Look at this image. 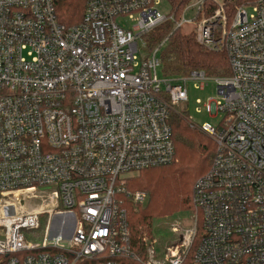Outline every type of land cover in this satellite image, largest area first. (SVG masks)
I'll list each match as a JSON object with an SVG mask.
<instances>
[{
  "label": "built area",
  "instance_id": "2783aa9c",
  "mask_svg": "<svg viewBox=\"0 0 264 264\" xmlns=\"http://www.w3.org/2000/svg\"><path fill=\"white\" fill-rule=\"evenodd\" d=\"M192 1L176 19L158 0H86L84 21L64 28L53 0H0V256L36 252L6 264H264V0ZM166 23L193 25L231 76L160 78L170 36L145 39ZM190 82L215 84L205 108L223 122L199 127L216 156L192 226L171 224L177 240L158 259L157 240L134 248L122 198L147 194L125 177L175 161L170 119Z\"/></svg>",
  "mask_w": 264,
  "mask_h": 264
},
{
  "label": "trees",
  "instance_id": "16d2710c",
  "mask_svg": "<svg viewBox=\"0 0 264 264\" xmlns=\"http://www.w3.org/2000/svg\"><path fill=\"white\" fill-rule=\"evenodd\" d=\"M167 1L171 7V14L176 19L181 17L191 2V0ZM257 1L234 0L232 5L255 4ZM53 3L57 21L62 27L70 28L84 21L86 0H53ZM173 28L172 23H166L150 35V47L152 48L170 36L168 45L161 53V71L165 76L186 77L194 71H204L210 77L231 76L229 58L226 52H209L197 43L195 32L185 35L181 30H174ZM170 123L179 163L144 170L140 176L128 180L126 188L130 192L140 191L147 194L148 203L146 207L135 204L130 199L122 198V208L127 212L133 245L138 240H142L143 231L148 228L151 229L156 220L169 215L173 216L182 211L194 214L195 184L200 177L210 171L216 156L217 147L214 141H209L202 133L187 125L183 118L173 114ZM203 142H205L204 146ZM199 145H202L199 152L202 154L195 162L191 163V155L198 153L197 146ZM170 200L179 202L184 209L173 208V203L170 205ZM44 251L53 252V250L39 252ZM35 253L27 252L9 255L8 257L0 256V264H6L11 257H24ZM79 264H93V262H79Z\"/></svg>",
  "mask_w": 264,
  "mask_h": 264
},
{
  "label": "rangeland",
  "instance_id": "374dc122",
  "mask_svg": "<svg viewBox=\"0 0 264 264\" xmlns=\"http://www.w3.org/2000/svg\"><path fill=\"white\" fill-rule=\"evenodd\" d=\"M196 0H193L192 3H194ZM243 4V3H241ZM158 12L163 16H169L171 13V7L167 0H158V4L156 6ZM251 11V8L249 9ZM196 9H188L186 10L184 17L188 20H193L195 16ZM182 33L185 35L192 34L193 32V25H186L182 28ZM145 41L150 46V38H146ZM140 46L142 47V43H140ZM142 51L144 53L148 52V48H142ZM162 72L159 73V77H162ZM188 90H189V101L181 103L178 107L175 108L172 115H177L180 118H183L185 123L187 125L191 126L189 120L192 121L197 127L195 130L202 133L209 141L213 142V138L209 136L208 134L204 133L199 127H201L203 124L207 123L210 124L212 127L218 129L222 122H223V115H218L217 117H212L209 112L206 111L205 105L210 100H215L217 98V91L216 86L213 82L209 83L208 86L201 88L199 86V89H196L194 87V83L190 82L188 84ZM197 101H200L201 104L197 103ZM190 129H192L190 127ZM194 130V129H192ZM203 142V146H204ZM200 148H202V145L197 146L198 153L192 154V160L191 163L195 162L198 157L202 154L200 152ZM179 163V157L176 155V159L173 162V164ZM140 176V174H132L129 176H126L125 179L128 181L130 179L136 178ZM148 201L146 200L145 203L140 204V206L146 207ZM173 203V204H172ZM172 204L173 208L177 209H184L182 205L179 202H173L170 200V205ZM193 217V213L191 212H178L176 214L166 216L165 218H161L155 221L154 225H152L151 229H146V231H143V237L142 240H138L137 243H135V248L139 250V252L142 253V251L145 249V245H142L144 243L143 239H147L148 241L157 240L159 242L158 245H156V251H157V258L162 259L163 258V246H170L171 243L175 242L177 240V236L171 232L172 225L177 222H182L185 228H190L192 226L191 219ZM45 219H42V230L38 232L33 231H26L24 232L28 240H32L36 236H43V229L45 228ZM59 220V219H58ZM56 220V223L58 222ZM172 224V225H171ZM140 238V237H139ZM67 245L66 243H64ZM68 246V245H67Z\"/></svg>",
  "mask_w": 264,
  "mask_h": 264
},
{
  "label": "bare ground",
  "instance_id": "6f19581e",
  "mask_svg": "<svg viewBox=\"0 0 264 264\" xmlns=\"http://www.w3.org/2000/svg\"><path fill=\"white\" fill-rule=\"evenodd\" d=\"M59 224V223H58Z\"/></svg>",
  "mask_w": 264,
  "mask_h": 264
}]
</instances>
